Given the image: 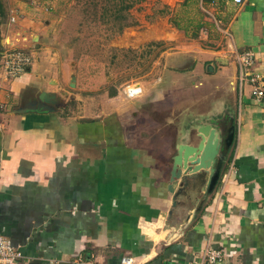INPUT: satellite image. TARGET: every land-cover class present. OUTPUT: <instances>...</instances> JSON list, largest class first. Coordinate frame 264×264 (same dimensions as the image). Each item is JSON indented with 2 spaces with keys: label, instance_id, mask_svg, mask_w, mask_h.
Listing matches in <instances>:
<instances>
[{
  "label": "crops",
  "instance_id": "0c3cea01",
  "mask_svg": "<svg viewBox=\"0 0 264 264\" xmlns=\"http://www.w3.org/2000/svg\"><path fill=\"white\" fill-rule=\"evenodd\" d=\"M197 1L204 20L167 23L164 71L127 101L65 110L39 98L54 88L38 63L0 68V233L17 264H195L209 245L227 264H264V97L238 60L252 51L247 71L264 75V0ZM207 125L214 172L176 165Z\"/></svg>",
  "mask_w": 264,
  "mask_h": 264
},
{
  "label": "rangeland",
  "instance_id": "374dc122",
  "mask_svg": "<svg viewBox=\"0 0 264 264\" xmlns=\"http://www.w3.org/2000/svg\"><path fill=\"white\" fill-rule=\"evenodd\" d=\"M132 1L0 0V62L5 52L25 49L31 64L24 73L38 63L65 110L106 108L119 95L127 101L128 85L151 87L164 71L174 46L158 39L167 23L176 24V14L184 25L207 15L197 0H136L126 8ZM149 127L128 132L135 139Z\"/></svg>",
  "mask_w": 264,
  "mask_h": 264
},
{
  "label": "built area",
  "instance_id": "2783aa9c",
  "mask_svg": "<svg viewBox=\"0 0 264 264\" xmlns=\"http://www.w3.org/2000/svg\"><path fill=\"white\" fill-rule=\"evenodd\" d=\"M235 3L241 4L245 0H233ZM242 68V80H248L253 83L254 95L261 99L264 97V75L258 72H248L247 68L254 62L252 51L240 53L238 56ZM31 64V56L25 49H11L4 53L0 62L3 73L9 78L21 76ZM128 95H138L142 91V87L137 84L133 87L127 86ZM226 251L222 248H214L209 245L204 251L203 258L199 263L195 264H227ZM22 252L18 245H15L11 238L0 233V264H17L21 258ZM121 264H135V257L131 254H125L121 259Z\"/></svg>",
  "mask_w": 264,
  "mask_h": 264
},
{
  "label": "water",
  "instance_id": "95a60500",
  "mask_svg": "<svg viewBox=\"0 0 264 264\" xmlns=\"http://www.w3.org/2000/svg\"><path fill=\"white\" fill-rule=\"evenodd\" d=\"M56 95L53 92L41 91L39 98L45 102H56L54 98ZM209 130V132H208ZM204 132L202 135V141L198 145H186L182 144L179 147V154L175 158L176 165H182L188 170H199L201 168H208L214 172V163L216 154L219 150V137L216 135L215 129H211L210 125H207L201 129ZM234 129L229 130V139L231 142L233 138ZM208 137V138H206ZM190 163V165H189ZM195 165V167H193ZM194 168V169H193Z\"/></svg>",
  "mask_w": 264,
  "mask_h": 264
},
{
  "label": "trees",
  "instance_id": "16d2710c",
  "mask_svg": "<svg viewBox=\"0 0 264 264\" xmlns=\"http://www.w3.org/2000/svg\"><path fill=\"white\" fill-rule=\"evenodd\" d=\"M137 1H140V0H137ZM137 1L134 0V1H132L131 3H128V4L126 5V8L131 7L132 4H134V3L137 2ZM187 2H188V0H187ZM187 2H185V3L183 4V6H186V5H187ZM119 10H121V9H119ZM174 20H175L176 25H177L178 27H183V25L180 23V20H179L178 17L175 18ZM189 22H190V21H189ZM184 27H185V25H184ZM186 27H187V26H186ZM186 30L189 31V28H187ZM196 30H198V29L195 28L193 31H196Z\"/></svg>",
  "mask_w": 264,
  "mask_h": 264
}]
</instances>
